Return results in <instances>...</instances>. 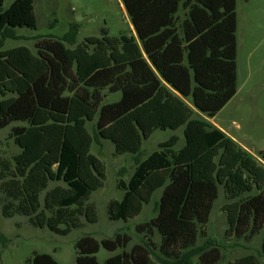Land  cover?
I'll list each match as a JSON object with an SVG mask.
<instances>
[{
	"label": "trees",
	"instance_id": "obj_1",
	"mask_svg": "<svg viewBox=\"0 0 264 264\" xmlns=\"http://www.w3.org/2000/svg\"><path fill=\"white\" fill-rule=\"evenodd\" d=\"M121 1L135 34L113 37L104 29L77 44L73 25L60 39L36 38L33 52L2 48L6 39H25L17 28H36L34 0H15L7 9L0 0V129L22 124L13 126L20 153L12 162L0 159L3 215L29 217L59 235L82 227L81 217L96 223L89 199L107 171L92 146L103 139L135 161L130 179L119 181L123 198L108 205L110 221L140 216L163 192L156 216L137 227L145 234L139 244L127 251L126 235L102 242L85 236L76 244L77 264H100L101 245L120 251L105 264H219L222 246L198 241L221 187L230 200L223 206L225 236L245 242L262 236L264 256V150L251 154L208 120L238 92L237 0ZM115 93L120 99L105 103ZM89 122L96 123L93 135ZM182 128L179 150L173 135L143 159V143L155 131ZM30 262L60 264L46 253ZM232 264L262 263L249 254Z\"/></svg>",
	"mask_w": 264,
	"mask_h": 264
},
{
	"label": "rangeland",
	"instance_id": "obj_2",
	"mask_svg": "<svg viewBox=\"0 0 264 264\" xmlns=\"http://www.w3.org/2000/svg\"><path fill=\"white\" fill-rule=\"evenodd\" d=\"M14 1L5 0L3 9H7ZM34 5L36 28H17L15 34L25 39H6L2 50L26 46L36 52V38L60 39L73 25L77 26V44L84 42L87 37H101L104 29L113 37L131 34V31L135 34L121 0H34ZM236 12L238 92L212 122L243 144L251 153L256 154L264 150V0H237ZM120 97V93L110 94L105 103L115 102ZM197 117L205 118L202 115ZM19 125L22 124L16 123L13 126ZM13 126L0 129V159H8L11 162L13 157L20 153V148L13 139ZM87 127L92 135L95 134V122H89ZM173 135L180 139L176 147V150H179L185 144L183 128L177 131L157 130L143 143V159L159 150V144ZM92 153L105 163L107 171L103 187L89 199V202L96 206L99 219L96 223H89L85 217H81L83 226L72 229L68 235H59L48 228L35 227L29 217L15 215L6 218L3 215L6 198L0 182V233L3 236V239H0V264H31L30 259L35 253L50 254L60 264H77L76 244L85 236H92L102 242L104 239L114 238L117 234L126 235L131 239L127 251L142 241L145 234L138 233L137 227L156 216V203L163 189L154 194L152 202L144 207L140 216L128 222L110 221L108 205L112 200L123 198L124 191L120 188L119 181L130 179L135 169L134 156L116 155L114 144L103 139L94 142ZM54 186L55 184L51 185ZM43 198L44 194L42 201ZM229 202L221 187L205 230L206 237L199 239L198 246L203 245L207 239L220 244L223 258L219 264H232L249 254L257 256L264 264L261 252L262 236L251 242L236 241L225 236L228 221L223 206ZM154 241L158 244L159 236L156 235ZM237 243L241 246L236 245ZM116 253L109 252L101 245L97 254L99 263L105 264L107 258Z\"/></svg>",
	"mask_w": 264,
	"mask_h": 264
},
{
	"label": "crops",
	"instance_id": "obj_3",
	"mask_svg": "<svg viewBox=\"0 0 264 264\" xmlns=\"http://www.w3.org/2000/svg\"><path fill=\"white\" fill-rule=\"evenodd\" d=\"M212 124H214L213 122H212V119H208ZM215 125V124H214ZM216 127H218L217 125H215ZM223 131V130H222ZM226 133V132H225ZM227 134V133H226ZM228 135V134H227ZM229 136V135H228ZM230 137V136H229ZM232 138V137H231ZM233 139V138H232ZM234 140H236L235 138H234ZM236 142H238L237 140H236ZM243 148H245L246 150H247V148L243 145V144H241L240 142H238ZM248 151L251 153V151L248 149ZM251 154H253V155H255L254 153H251Z\"/></svg>",
	"mask_w": 264,
	"mask_h": 264
}]
</instances>
